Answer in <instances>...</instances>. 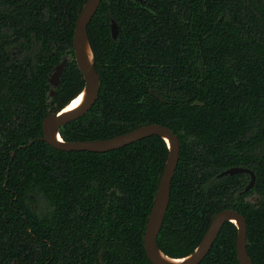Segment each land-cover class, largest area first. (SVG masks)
<instances>
[{
	"label": "trees",
	"instance_id": "trees-1",
	"mask_svg": "<svg viewBox=\"0 0 264 264\" xmlns=\"http://www.w3.org/2000/svg\"><path fill=\"white\" fill-rule=\"evenodd\" d=\"M85 1L0 0V264H152L143 236L166 142L90 152L42 139L46 115L84 85L72 38ZM87 38L99 92L62 139L167 126L180 152L159 249L191 253L229 208L245 218L251 261L264 264V0H101ZM231 166L253 170L251 189L246 173L217 177ZM236 233L225 222L199 264H239Z\"/></svg>",
	"mask_w": 264,
	"mask_h": 264
},
{
	"label": "water",
	"instance_id": "water-1",
	"mask_svg": "<svg viewBox=\"0 0 264 264\" xmlns=\"http://www.w3.org/2000/svg\"><path fill=\"white\" fill-rule=\"evenodd\" d=\"M100 1L101 0L85 1L77 15L73 31L72 48L74 59L84 81L82 90L73 98L85 90L84 100L75 109L63 111L66 105L73 99L72 98L63 108L47 114L42 121V139L48 145L63 151L107 152L124 147L145 137L153 135L160 136L166 142L168 155L164 163L153 203L147 218L143 236V247L146 252V256L152 264H172L162 259L159 255V252L164 255L167 254L161 251L157 246V235L168 207L171 180L179 160L180 148L177 135L170 128L159 123L140 125L125 133L97 140L65 141L62 139L58 131L63 124L75 120L88 111L98 96L99 75L94 67L93 53L87 38V26L95 14ZM110 32L112 38L116 39L119 33V27L114 19H111L110 22ZM85 45H87L91 52V64L88 62L84 52ZM66 64L67 58L64 57L53 67V71L49 74L48 82L51 85V96L55 93V88L60 84L61 76L64 72ZM151 94L158 97V95L153 91H151ZM240 173H246L249 176V179L243 188V191H248L253 187L256 179L255 173L250 168L231 166L220 171L217 174V177ZM227 221L232 222L237 229L235 251L239 264H253L246 248L245 218L241 213L229 208H223L214 214L199 244L191 253L182 257L167 256L172 258H184V260L178 264H199L209 252L223 224Z\"/></svg>",
	"mask_w": 264,
	"mask_h": 264
},
{
	"label": "bare ground",
	"instance_id": "bare-ground-1",
	"mask_svg": "<svg viewBox=\"0 0 264 264\" xmlns=\"http://www.w3.org/2000/svg\"><path fill=\"white\" fill-rule=\"evenodd\" d=\"M84 52H85V55H86V58H87L88 62L91 64V62H92L91 52L88 49L87 45H85ZM84 97H85V90L82 91L81 93H79L75 98H73L66 105V107L63 109V111H68V110L75 109L76 107H78L83 102ZM159 255L161 256L162 259H164L165 261H167L169 263H172V264H178V263H180L181 261L184 260V258L182 259V258L169 257L167 255H164L161 252H159Z\"/></svg>",
	"mask_w": 264,
	"mask_h": 264
},
{
	"label": "flooded vegetation",
	"instance_id": "flooded-vegetation-1",
	"mask_svg": "<svg viewBox=\"0 0 264 264\" xmlns=\"http://www.w3.org/2000/svg\"><path fill=\"white\" fill-rule=\"evenodd\" d=\"M248 179H249V176H248Z\"/></svg>",
	"mask_w": 264,
	"mask_h": 264
}]
</instances>
